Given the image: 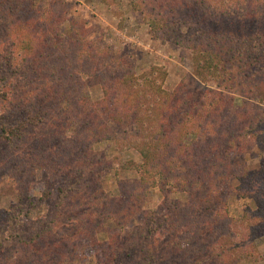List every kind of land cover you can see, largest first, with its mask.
Wrapping results in <instances>:
<instances>
[{
    "label": "trees",
    "instance_id": "16d2710c",
    "mask_svg": "<svg viewBox=\"0 0 264 264\" xmlns=\"http://www.w3.org/2000/svg\"><path fill=\"white\" fill-rule=\"evenodd\" d=\"M129 2L152 37L191 52L205 91L185 82L166 91L164 72L138 76L78 18L53 15L36 0H0V178L13 179L18 199L1 219L6 264H64L82 241L104 264H153L147 251L136 260L139 246L170 240L183 264H225L253 256L254 240H264V176L250 178L232 162L264 143V0ZM102 3L120 14L117 0ZM226 20L256 26L236 34ZM92 76L102 93L96 101L85 82ZM109 124L124 128L115 150H135L140 164L96 151L112 140ZM120 169L138 180L116 179V193L106 192L104 179ZM153 187L188 204L164 202L146 226L131 229L132 241L108 233L101 250L98 234L138 210ZM237 196L250 203L232 217Z\"/></svg>",
    "mask_w": 264,
    "mask_h": 264
},
{
    "label": "rangeland",
    "instance_id": "374dc122",
    "mask_svg": "<svg viewBox=\"0 0 264 264\" xmlns=\"http://www.w3.org/2000/svg\"><path fill=\"white\" fill-rule=\"evenodd\" d=\"M130 0H117L119 3L120 14L114 15L102 0H36V3L42 4L46 10L53 15H66V17L78 18L85 24V27L91 32L90 38L102 40L103 43L109 45L112 52L119 58L130 61L136 69V74L141 76L147 73L150 68L156 67L164 72L163 88L166 91L173 89L181 82H185L189 86L205 91L208 87L197 81L194 77L191 52L185 48L177 46L173 43L163 41V36L160 34L158 38H154L150 34V30L143 22L139 13L134 12L130 6ZM230 32L243 35L250 34L255 29V24L240 23L225 21L222 23ZM91 98L96 101L102 97L99 81L96 76L89 77L85 80ZM234 97L238 99L237 95ZM264 109V104H258ZM124 128L119 125L109 124V131L112 135V140L105 141L95 146L96 151L102 153L107 159L118 158L121 162H131L138 165L141 163L139 154L133 149H125L118 152L114 148V137H121ZM232 162L235 166L242 165L250 175L257 177L264 176V143L256 144L248 152L241 155H234ZM138 174L132 170L127 171L120 169L116 173L109 174L103 182V187L108 193H116V179L118 180H138ZM237 184L233 183L235 186ZM41 183L37 179V184L30 190V195L37 197L39 195ZM16 183L12 178L7 176L0 178V226L1 219L4 218V211L10 209L17 204ZM184 201V202H183ZM166 203H186L184 195L179 192H174L168 187L165 191H160L159 187L151 188L146 194L145 201L142 202L138 210H134L130 215L123 213L118 214L119 224H108L107 228L98 234V242L101 250L107 248L109 244L108 233L120 235V242H129V233L133 227H144L150 220V213ZM250 202L241 197L230 200L229 213L232 217H238L246 208V204ZM191 206L200 210H209L212 205H206L198 202H193ZM43 214L46 206L42 207ZM165 211L163 212V214ZM0 240L2 235L0 234ZM132 241V240H131ZM2 243V242H0ZM256 253L253 256L244 258L238 262H230L228 257H225V264H264V240L256 238L254 240ZM89 241L78 243L76 252L67 254L64 264H104L105 257L97 253L96 249ZM5 247L7 243H4ZM8 246V245H7ZM71 247V246H70ZM140 251L136 252L137 261L144 258L145 252H149L151 257L156 259L153 264H183V257H178L180 252L174 251L177 247L171 240L169 243H149L146 242L140 245ZM73 247H71L72 249ZM9 250V249H8ZM174 252H173V251ZM186 250V249H185ZM187 251V250H186ZM4 254L0 255V264L3 262ZM100 255V256H99ZM3 256V257H2ZM99 256V258H97ZM135 258H133L135 260ZM15 259V258H14ZM131 259V258H129ZM99 261V263H98Z\"/></svg>",
    "mask_w": 264,
    "mask_h": 264
}]
</instances>
